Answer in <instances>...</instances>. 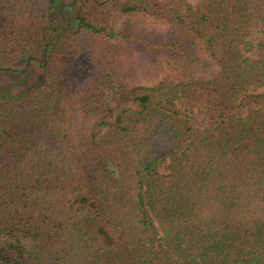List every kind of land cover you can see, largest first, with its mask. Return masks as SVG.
Masks as SVG:
<instances>
[{
    "label": "trees",
    "instance_id": "trees-1",
    "mask_svg": "<svg viewBox=\"0 0 264 264\" xmlns=\"http://www.w3.org/2000/svg\"><path fill=\"white\" fill-rule=\"evenodd\" d=\"M0 74V264H264V0H0Z\"/></svg>",
    "mask_w": 264,
    "mask_h": 264
},
{
    "label": "rangeland",
    "instance_id": "rangeland-1",
    "mask_svg": "<svg viewBox=\"0 0 264 264\" xmlns=\"http://www.w3.org/2000/svg\"><path fill=\"white\" fill-rule=\"evenodd\" d=\"M190 3L192 4H197L199 0H188ZM127 23L124 22L123 19L119 20V22L116 24L115 26V29L117 31H120L122 30V28H124V26H126ZM26 61H21L19 62L16 66H14V68L16 69H24L25 66H26ZM0 75H3V74H0ZM13 78L12 77H8V76H0V86H3V87H7L9 88L8 86L11 85L13 83ZM264 91L263 90H259L258 92H262ZM111 97V93L108 92V98L110 99ZM258 107H263L264 108V103H262L260 106ZM190 118L193 119V121L196 123V125L200 128H204L205 127V124H206V120L205 118L199 114V113H190ZM162 172H167V169L164 168L162 170Z\"/></svg>",
    "mask_w": 264,
    "mask_h": 264
}]
</instances>
